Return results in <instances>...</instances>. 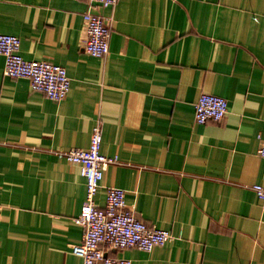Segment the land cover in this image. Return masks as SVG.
I'll list each match as a JSON object with an SVG mask.
<instances>
[{
    "label": "crops",
    "instance_id": "obj_1",
    "mask_svg": "<svg viewBox=\"0 0 264 264\" xmlns=\"http://www.w3.org/2000/svg\"><path fill=\"white\" fill-rule=\"evenodd\" d=\"M111 18L102 59L82 49V15ZM0 33L26 60L64 67L59 102L5 77L0 56V264H82L76 218L85 180L54 151L86 148L101 124L94 196L125 191L137 218L171 239L131 264H264V0H0ZM202 93L223 97L219 122H194Z\"/></svg>",
    "mask_w": 264,
    "mask_h": 264
},
{
    "label": "built area",
    "instance_id": "obj_2",
    "mask_svg": "<svg viewBox=\"0 0 264 264\" xmlns=\"http://www.w3.org/2000/svg\"><path fill=\"white\" fill-rule=\"evenodd\" d=\"M85 1L99 7H113L117 0ZM82 19L85 34L83 51L103 59L109 51L112 19L89 11L83 13ZM19 49L20 40L17 36L0 33L3 75L11 79L25 78L31 91L39 92L55 102L62 101L70 88L64 67L44 60H26L20 55ZM193 108L194 122L202 125L219 122L226 115L228 105L223 97L202 93ZM101 140V124L98 121L92 128L86 148L54 151L58 158L77 165L85 180L84 200L76 218L82 228V235L80 242L70 245V248L74 255L81 258L82 264H131L129 259L105 254V250L136 248L149 252L172 237L167 230L150 227L137 218L134 211L126 206L125 191L119 187H106L104 206L95 204L94 196L100 187L103 170L108 165L119 163L116 156L100 152ZM257 154L264 166V139ZM251 189L259 200H264V186L254 184Z\"/></svg>",
    "mask_w": 264,
    "mask_h": 264
},
{
    "label": "trees",
    "instance_id": "obj_3",
    "mask_svg": "<svg viewBox=\"0 0 264 264\" xmlns=\"http://www.w3.org/2000/svg\"><path fill=\"white\" fill-rule=\"evenodd\" d=\"M108 255H110V254H108ZM111 256V255H110Z\"/></svg>",
    "mask_w": 264,
    "mask_h": 264
}]
</instances>
